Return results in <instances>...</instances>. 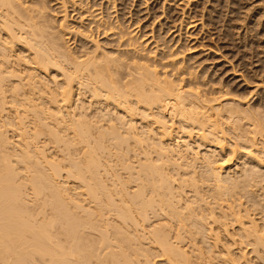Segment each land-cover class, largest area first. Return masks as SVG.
Returning <instances> with one entry per match:
<instances>
[{
  "label": "bare ground",
  "instance_id": "obj_1",
  "mask_svg": "<svg viewBox=\"0 0 264 264\" xmlns=\"http://www.w3.org/2000/svg\"><path fill=\"white\" fill-rule=\"evenodd\" d=\"M107 4L0 0V264H264L263 118Z\"/></svg>",
  "mask_w": 264,
  "mask_h": 264
},
{
  "label": "rangeland",
  "instance_id": "obj_2",
  "mask_svg": "<svg viewBox=\"0 0 264 264\" xmlns=\"http://www.w3.org/2000/svg\"><path fill=\"white\" fill-rule=\"evenodd\" d=\"M163 1L146 0L144 3L143 0H114L112 6V1L107 0L109 9L106 12L126 26L134 25L131 28L136 27V35L138 37L144 35L145 39L150 34H155L157 24L160 22L161 24L165 23L164 19L161 18L164 15L163 17L169 21L163 26L165 32H167L163 36L164 39L173 43L179 37L178 43L189 48L187 51L191 55L190 63L194 66L195 71L197 70L196 72L214 88L229 90L232 96L242 98V102L245 101L246 104L249 103V106L256 108L258 116L263 118L262 121L264 122V13H262V0ZM162 2L164 5L161 4ZM49 4V8L56 13L54 14V17L56 15L55 20H60L59 14H62V9L57 7L59 6L56 5L58 1H52ZM104 6H106V3H104ZM67 10L70 13V9ZM162 10L164 14L161 13ZM52 11L50 10L51 15L53 14ZM66 21L69 26H73L76 22L75 17L70 19L68 16ZM179 27L180 32L177 31ZM166 28L170 29L169 33ZM150 30L152 33L149 32ZM98 40L100 44L104 42L101 39ZM71 42H73L72 39L69 46L73 49L75 43L71 44ZM231 95L230 97H232ZM174 173V171L171 172L173 175ZM174 178L177 177L174 175ZM198 186H200L199 189L204 188V184H198ZM188 189L183 188L180 191L182 193L178 192V196L181 197V199L178 197L180 204L193 201L198 195L206 197L204 192H199L202 193L201 195H194L192 192H190L192 195H187L189 193ZM191 197L192 199H190ZM206 201L209 200L206 199ZM158 222V214L156 216L148 214L145 222H139L141 229L144 226V231L142 229V232L138 227V232L147 235H143L140 239L141 248H145L149 251V254L151 253L150 259L154 264H158L159 259L154 257L156 247L154 244L149 243L151 235L148 233L150 231L152 233L153 229H159ZM153 247L155 250L152 249ZM184 250L187 251L186 248Z\"/></svg>",
  "mask_w": 264,
  "mask_h": 264
}]
</instances>
